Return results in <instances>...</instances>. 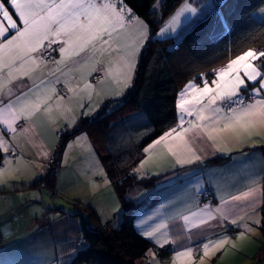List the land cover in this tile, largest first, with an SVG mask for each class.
I'll list each match as a JSON object with an SVG mask.
<instances>
[{
	"label": "snow or ice",
	"instance_id": "obj_1",
	"mask_svg": "<svg viewBox=\"0 0 264 264\" xmlns=\"http://www.w3.org/2000/svg\"><path fill=\"white\" fill-rule=\"evenodd\" d=\"M260 12L264 13V8ZM186 13L195 18L199 10L190 0H181L174 15L157 35L162 36L169 31L175 33ZM219 19L223 22L222 13ZM133 27L135 31H131ZM149 39L147 24L139 20L125 0H0V126L4 129L0 131V150L15 154L19 147L17 137L28 136L31 139L34 133L30 121L39 113L49 116L53 125L57 119L65 120L69 128L75 127L80 115H92V106L83 112L65 108V97L57 85L63 84L67 93H74L76 88L70 84L71 74L79 72L84 82L81 92L93 88L87 78L94 73L97 74L94 77L97 84L106 77H112L126 88L133 80L137 56ZM56 51L60 59L52 60L51 54ZM256 60H262V63H254ZM48 61L56 67H48ZM204 75L201 74L202 77ZM214 75L211 82L205 78L202 87L189 82L178 94L176 125L152 140L143 149L145 154L155 146L164 145L168 155L174 159L172 168H182L221 152L222 142L234 145L240 151L248 145L257 128L264 131V51H243L229 59L227 65L216 70ZM80 107H84L83 103ZM54 110L57 116L52 115ZM232 150L229 147L224 154ZM40 154L45 159L50 156L47 151ZM11 162V157L6 155L4 164ZM146 162L147 157L141 160L140 169ZM140 169H134V172ZM2 177L3 167H0ZM261 180H264V175L249 177L247 190L231 194L229 200H222L223 207L204 205L201 213L209 220H218L220 225L230 222L241 228V235L252 231L253 224H261L258 212L264 202V194H260ZM233 202H242V207L251 211L233 218V209L228 206ZM169 205H175V201H170ZM180 218L186 223L190 221L187 215ZM152 219L148 216L140 220L138 226ZM205 223L204 216H201L198 224ZM168 226V222L162 220L141 235L160 243L157 234H161V247L169 243L175 245L181 237H169L164 231ZM227 239L226 235L219 236L204 243L201 264L211 250L223 248ZM199 251L200 247L185 245L182 251H176L172 264L180 258H187V264H192L195 253ZM149 264L159 262L153 258Z\"/></svg>",
	"mask_w": 264,
	"mask_h": 264
},
{
	"label": "crops",
	"instance_id": "obj_2",
	"mask_svg": "<svg viewBox=\"0 0 264 264\" xmlns=\"http://www.w3.org/2000/svg\"><path fill=\"white\" fill-rule=\"evenodd\" d=\"M190 2L195 6L198 4V0H190ZM139 20L144 22L141 18ZM135 30V27L131 29V31ZM59 59L60 54L56 51L52 60ZM48 67L54 68L56 65L48 61ZM91 77H88L87 80L93 85V88L84 92L80 91L84 82L79 72L71 74L70 84L76 88L74 93H67L63 84L57 85L58 90H61L65 97L63 101L65 108L83 112L89 106H92L94 109L93 114H95L106 100L120 97L129 87L125 88L122 83H117L112 77L104 78L99 84L93 82ZM205 78L208 82H211L215 75L209 77L204 75L200 83L192 82L202 87ZM190 80L192 79H188L180 85L176 99L178 94L185 89V86L191 82ZM249 90L251 91V86ZM89 93H91L90 99ZM81 103L84 105L83 108L80 107ZM97 103L99 105L98 109L96 108ZM52 115L57 116L55 110ZM82 116L80 115L78 120ZM193 118L187 117L186 119ZM30 123L34 135L31 139L28 136L17 137L19 147L15 154L11 152L4 153L0 150L2 154L0 167H3V177L0 178V264H66V257L74 254V251H71L73 234L82 235L81 219L72 217V213L73 215L74 212L77 213L76 206L69 205L70 208L66 204H56L54 200H52L53 205L61 208L62 211L42 214V207L47 205V199L44 198V195L56 198L58 194L62 195V192H66L67 188H79L93 181L98 183V186L93 189L96 190V195L92 199L96 196L98 199L106 198L99 208L103 206L110 208L115 205V191L107 179L104 166L85 132L75 134L64 145L61 155L62 163L58 166L53 187L49 188L41 181L33 185L36 180L49 172V160L54 154L59 136L63 131H69L71 128L68 127L67 121L62 119H57L55 125L51 124L49 116L44 113L37 114ZM176 123L177 118L170 127H174ZM0 131H4L3 126H0ZM255 132L260 134L256 135ZM5 138L8 139L9 137L6 135ZM151 142L142 147V156L132 167V172L138 179L148 176L155 177V183L152 187L141 189L130 196L136 203L147 204L153 201L151 205L142 209L135 216L134 225L138 231L142 233L162 220H166L169 226L164 231H167L169 237H181L177 244L170 243L176 250L183 249V246L189 244L202 249L205 242L226 235L228 239L234 238L235 241H240L239 248L241 250L237 256H247L250 262L254 260L252 264H259L263 258L264 250L262 223L259 226L253 224L252 231H246L241 235L243 231L241 228L232 225L230 222H224L223 225H220L218 220H209L200 210L204 205H209L211 208L223 207L222 200H229L231 194H238L239 191L247 190L249 177L264 175L262 151L264 131L257 128L253 132L248 145L240 151L236 150V146L225 145L222 142L220 144L221 152L206 156L202 162L186 165L182 168H172L171 165L174 163V159L168 155L164 145L155 146L149 154H145L143 149ZM229 147H232L233 150L225 155L224 153L228 152ZM43 151L50 154L49 158L45 159L40 154ZM241 152L244 155L241 156ZM6 155L11 157L12 160L9 165L4 164ZM218 156L230 157L222 164L210 165L206 163L207 160ZM146 157L147 162L144 168L140 169V162ZM134 169L140 170L134 172ZM260 185V194H264V180L260 181ZM205 189L213 190L214 198L211 202H200L197 199L198 194ZM108 198L111 202L110 207ZM170 201H175V205H169ZM262 204L263 202L258 208L261 222ZM161 205L169 206L161 207ZM228 206L233 209V218L244 215L245 211H251L250 209H244L242 202H233ZM89 207L93 210L96 208L94 206L92 208L90 205ZM193 212L197 215L193 216ZM177 214L179 216L176 219H168L170 216H177ZM184 215L190 217L189 222L186 223L180 218ZM148 216H152L153 219L148 221L147 224L138 226V222L147 219ZM201 216H204L206 220L204 225L198 224ZM116 218V222H119L121 215L116 216ZM47 221L50 223L49 231L41 229ZM194 224L197 226L194 227ZM60 228H63L69 237L61 238ZM157 235L160 237V243L150 240L158 245L163 244V236L161 234ZM189 237H191L190 240ZM66 242L70 243L71 247L69 249H65L64 243ZM199 252L196 254H199ZM238 259L240 258L237 257Z\"/></svg>",
	"mask_w": 264,
	"mask_h": 264
},
{
	"label": "trees",
	"instance_id": "obj_3",
	"mask_svg": "<svg viewBox=\"0 0 264 264\" xmlns=\"http://www.w3.org/2000/svg\"><path fill=\"white\" fill-rule=\"evenodd\" d=\"M125 3L147 24L150 37L138 54L131 85L120 97L106 100L95 114L80 117L75 127L63 131L49 160L54 166L33 183L41 181L52 188L56 178L52 170H58L66 142L79 132L88 135L122 205L121 221L115 219L114 226L107 230L110 221L105 225H88L78 213L83 244L71 257V264H136L139 258L149 264L153 258L167 254L169 245L159 247L134 225L138 212L153 201L136 203L130 196L152 187L155 177L138 179L132 167L140 160L142 147L176 121L175 99L184 81L192 79L200 83L201 74L213 75L216 67L247 49L264 51V13L260 12L264 0H217L176 44L171 36L155 38L154 32L180 6L181 0H125ZM221 13L223 22L219 19ZM262 151L264 156V147ZM230 156L214 157L206 163L222 164ZM1 158L0 152V161ZM203 191L209 192L210 199L206 202H211L213 190ZM202 192L197 196L200 202H204L199 198ZM263 224L262 221L264 234Z\"/></svg>",
	"mask_w": 264,
	"mask_h": 264
},
{
	"label": "rangeland",
	"instance_id": "obj_4",
	"mask_svg": "<svg viewBox=\"0 0 264 264\" xmlns=\"http://www.w3.org/2000/svg\"><path fill=\"white\" fill-rule=\"evenodd\" d=\"M216 1L215 0H205L201 3L199 1L198 4H196V6L194 4L193 6L199 10L198 18H202L205 15V13H207L209 10H211L214 7V4L216 3ZM172 15H174V14H172ZM170 17H168L160 25V27L157 28V30L154 32V36H155V38H164L167 36L168 37L171 36L174 39L175 44L179 41V39L181 38V35L183 33H185L189 29V27L193 23H195L198 19V18L191 17L190 13H186L184 16L181 17L182 23H181V25H179L177 27V30L175 33H172L169 31V32H166L162 36L157 35V33L160 32V29L165 27V22L168 21L170 19ZM250 49L254 50L253 48H250ZM247 50H249V49H247ZM234 58H235V56L232 59H234ZM259 61H261V60H259ZM227 63H228V61L225 62L224 64L216 67L215 69L219 70L220 68L225 67L227 65ZM254 63L259 64L258 60L254 61ZM190 81L194 82V80H190ZM70 144H73V143H70ZM60 163H62V157L60 159ZM53 166L54 165H53L52 161H50V167H53ZM104 172H105V170H104ZM105 175H106V172H105ZM106 177H107V175H106ZM107 179H108V177H107ZM95 180H96V178H95ZM97 186H98V183L90 181L89 184H86V186H82L79 188L78 187L67 188L66 192H62V195L58 194L56 198H53L50 195H44V198L47 199V201H46L47 207L46 206L42 207L43 208L42 214L49 213V212L55 213L58 211L61 212L62 209L54 206L53 205L54 202H56V204H62V205L66 204L67 207H70L69 205L76 206L77 207V213L74 215L72 213V217H74V218L79 217V214H80L86 218L85 220L88 222V225H93L95 223H97L99 225H105L107 223V221H110L111 223H109V225L107 226V230H111V227H113L115 224V219H117L116 216L118 217L119 215H121V212H122L121 206L122 205H121V203H120V201L117 198V195L115 193V205L114 206L110 207L111 202L108 198V205L110 208H107L105 206L99 208V206L102 205V203H103L102 201L105 200L106 198L105 199H98V197L96 196V198L92 199V197H94L96 195V190H93V189H95V187H97ZM70 191H72V192H70ZM52 200H54L53 203H52ZM89 205L91 207L94 206L96 208L93 210L89 207ZM262 221L264 222L263 216H262ZM41 229L49 231L50 230V223L47 221L45 224H43ZM262 232H263V229H262ZM73 235H74V238H73V246L72 247L70 246L69 242L64 243L65 249H69L71 247V251H74L73 255L66 257L67 258L66 264H69L71 257H75V255L79 252L78 250L82 247V244H83V237L81 234L80 235L73 234ZM60 237L61 238L69 237L64 232L63 228H60ZM161 244L160 245L157 244V245L159 247H161ZM167 245H169V250H168L167 254H165L164 257H162V258L159 257L156 259L159 262V264H172L173 257L175 256V253L177 250L170 243ZM167 245H164V246H167ZM240 245H241L240 241H235L234 238L233 239H227L223 248L219 249L218 251L213 249L209 252V255L207 257H203V264H252L254 260L252 262H250L249 258L247 256H245V257L237 256V254L241 250L239 248ZM191 247H193V246H191ZM193 248H195V247H193ZM182 250L183 249L181 248L180 251H182ZM196 253L194 255L192 264H201V257L203 256V249H200L199 254H196ZM262 255H263V258H262L261 262H259V264H262L264 261V250H263ZM237 257L240 259L237 260ZM143 259L144 258H139L137 260L136 264H145V263H143ZM80 264H85V263H80ZM176 264H187V258L178 259L176 261Z\"/></svg>",
	"mask_w": 264,
	"mask_h": 264
},
{
	"label": "built area",
	"instance_id": "obj_5",
	"mask_svg": "<svg viewBox=\"0 0 264 264\" xmlns=\"http://www.w3.org/2000/svg\"><path fill=\"white\" fill-rule=\"evenodd\" d=\"M51 56H52V59H53L54 56H55V52H53V53L51 54ZM96 75H97V74H94V75L91 77V80H92L93 82H96L95 79H94V77H95ZM249 91H250V90H249ZM52 175L57 176V168H54V169L52 170ZM199 198H200V200L204 199V200H202V201H206V199H207V200L210 199V198H209V192H208V191H203V192L200 194Z\"/></svg>",
	"mask_w": 264,
	"mask_h": 264
},
{
	"label": "water",
	"instance_id": "obj_6",
	"mask_svg": "<svg viewBox=\"0 0 264 264\" xmlns=\"http://www.w3.org/2000/svg\"><path fill=\"white\" fill-rule=\"evenodd\" d=\"M262 264H264V261H263V263Z\"/></svg>",
	"mask_w": 264,
	"mask_h": 264
}]
</instances>
